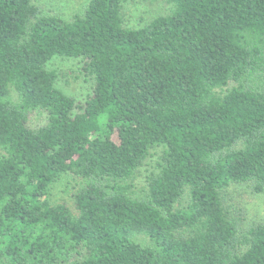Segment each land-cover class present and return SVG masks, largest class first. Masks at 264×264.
<instances>
[{
    "label": "trees",
    "instance_id": "trees-1",
    "mask_svg": "<svg viewBox=\"0 0 264 264\" xmlns=\"http://www.w3.org/2000/svg\"><path fill=\"white\" fill-rule=\"evenodd\" d=\"M166 1L132 28L125 0L70 20L0 0V264H264V222L222 196L264 192V0ZM58 56L83 62L84 102ZM64 177L74 208L51 198Z\"/></svg>",
    "mask_w": 264,
    "mask_h": 264
},
{
    "label": "rangeland",
    "instance_id": "rangeland-1",
    "mask_svg": "<svg viewBox=\"0 0 264 264\" xmlns=\"http://www.w3.org/2000/svg\"><path fill=\"white\" fill-rule=\"evenodd\" d=\"M90 0H33L40 7L43 15H56L70 20L74 15L82 13ZM171 8L166 0H125L123 16L126 26L141 27L160 15H166ZM48 67L58 74L57 85L68 95L84 102L92 92L93 81L84 73L83 62L78 58L58 56L51 60ZM158 156L152 155L146 165L136 175L134 182L138 189H143L150 171ZM72 181L62 178L53 189L51 198L54 202L67 201L74 208ZM224 205L231 214L241 220V229L247 230L264 222V192L256 193L248 183H232L222 191ZM187 200L185 199L186 205ZM179 208V206H178ZM143 245L150 243L144 235L136 239Z\"/></svg>",
    "mask_w": 264,
    "mask_h": 264
}]
</instances>
